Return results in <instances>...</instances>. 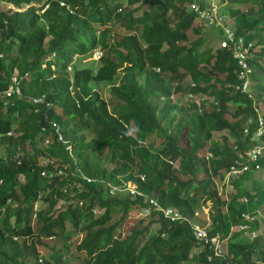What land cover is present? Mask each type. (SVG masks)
<instances>
[{
  "label": "trees",
  "instance_id": "trees-1",
  "mask_svg": "<svg viewBox=\"0 0 264 264\" xmlns=\"http://www.w3.org/2000/svg\"><path fill=\"white\" fill-rule=\"evenodd\" d=\"M228 1L236 33L255 43L252 96L241 88L233 51L222 38L211 45L192 9L200 0H0V264L264 260L263 235L252 237L260 221L244 217L264 208L256 164L232 176L226 198L216 181L239 152L259 143L255 104L264 109V0ZM96 50L102 56L92 67L78 65ZM15 74L20 93L5 94ZM102 85H110L109 98ZM222 131L229 136L216 139ZM117 177L136 181L139 192L111 194L107 182L126 183ZM149 198L189 219L208 208L210 235L227 239L226 256L215 257L207 244L191 258L201 246L191 223L156 210L144 228L117 234ZM53 235L62 244L49 245L42 258L39 247Z\"/></svg>",
  "mask_w": 264,
  "mask_h": 264
},
{
  "label": "built area",
  "instance_id": "built-area-1",
  "mask_svg": "<svg viewBox=\"0 0 264 264\" xmlns=\"http://www.w3.org/2000/svg\"><path fill=\"white\" fill-rule=\"evenodd\" d=\"M204 2V5H202L200 2H194L192 4V9L195 10V12L198 13L199 18L204 20L208 27H212L214 25H225V31L227 34V37L223 39L222 45L229 47L233 53L236 59H238L239 63L242 66L243 72L242 77L245 78V80L242 83V90L251 94L252 96V88H251V80L249 78V73L252 71L250 65H249V59L253 57L252 49L254 48V42L250 41L244 36H239L236 31L229 26L228 19L225 17V15L221 11V6L218 4L216 0H200ZM94 55L97 56V59H99L102 56V52L100 50H96L94 52ZM69 70H71V66H69ZM21 79L19 77H13V85L10 87V89L5 92V94L10 95L13 92L20 93V84ZM240 86V85H239ZM189 97H193L192 94H189ZM35 102H42L43 99H34ZM255 110L258 114V122H259V128L256 131L254 135V139L259 141V143L255 144L250 149H245L242 152L238 153V158H236L231 165L230 169L228 170L227 176H235L240 175L243 172L250 169L251 164H256V168L259 169V160L264 156V142L262 141V137L264 136V116L261 112L260 107L255 104ZM246 133H248V129H246ZM60 140H63V137L60 136ZM47 142H49V139H46ZM44 175H46V172H43ZM86 178V177H85ZM142 179H145L144 176H141ZM91 181L92 179H89ZM132 181V180H131ZM127 184L125 183L120 187V190H124L125 194L127 192H139L138 185L137 189H132L131 187L126 188ZM107 186L110 187V193L113 195H118L119 193L116 192L118 188L117 185H112L111 182H107ZM114 189V190H113ZM82 204V202H81ZM158 211L171 222L176 221H188L192 222V219H189L182 215V213L177 210L176 208L172 206H165L160 204L155 198H149V206L146 207L143 211L144 214L152 213V211ZM147 215V216H150ZM244 217L248 220H254L255 218L252 217L250 214L244 215ZM192 230L194 233V236L196 240L199 242H202L203 244L211 245L213 248L214 256L218 258L225 257L227 254V239L222 238L221 235H216L214 237H211L210 231L211 227L209 226V223L202 225L200 224L195 225L192 224ZM240 229L247 230L248 225H241ZM257 235L256 231L252 232V237H255ZM212 255L209 256V259H212ZM257 264H264V260H257Z\"/></svg>",
  "mask_w": 264,
  "mask_h": 264
},
{
  "label": "rangeland",
  "instance_id": "rangeland-1",
  "mask_svg": "<svg viewBox=\"0 0 264 264\" xmlns=\"http://www.w3.org/2000/svg\"><path fill=\"white\" fill-rule=\"evenodd\" d=\"M218 2V4L221 6V9L222 11L225 13H228V6L229 5V1L228 0H216ZM4 3V2H3ZM1 4L2 6L4 7H9L8 4ZM236 7H239L241 8V4H236ZM225 13V14H226ZM227 15V14H226ZM228 17V24L230 27H232L235 31H236V27L233 23V20L227 15ZM198 23V22H197ZM205 30L204 32L207 33V35L209 36H212L213 37V40L211 38V45L213 47H217V46H220V43L222 41V39L226 38L227 37V34H226V31H225V25H214L212 27H207L205 26L204 27ZM117 31L119 32V34H123L125 31L121 28H117ZM198 37L197 34L195 33H192L191 34V40H194ZM222 38V39H221ZM95 61H97V56L93 55L91 57H87L85 59H80L78 61V65H81V67H85V66H89V67H92L95 63ZM73 68V66H72ZM73 71V69L71 70V72ZM17 75L15 74L13 77H16ZM110 85H102L101 87V92H102V95L105 97V98H109L110 96ZM178 95L174 96V100H177V101H180V99L178 98ZM263 108H264V104H262ZM58 111H61L60 109H58ZM262 113H264V109H261ZM231 118V117H230ZM233 120V118H231ZM223 136H229V131H222V132H218V133H215V138L216 139H222ZM230 142L233 143V139H230ZM158 145H160V143H158ZM200 154H207L206 152H200ZM104 160L105 162L107 163L108 165V159L107 157H104ZM176 166H178V163L176 164ZM111 168V165H108V169ZM54 174L53 173H46V175H48L49 177H52ZM232 178V176H225L224 179H221V178H217L216 181L218 183V188H219V191L220 193H222V196L223 197H228L229 196V183L228 181ZM117 179H121V180H124V178L122 177H117ZM117 179L115 181H117ZM148 179V177H147ZM253 180L254 182L256 183H259L261 180H264V168H259L257 169V171L255 172V174L253 175ZM126 182V188H129L131 187L132 189H137V185L138 183L136 181H131V180H128V181H125ZM253 181H249V182H246L245 185L246 187H250L251 184H252ZM118 188V190L116 192H118L121 196H125V192L124 190H120L119 188L122 187L120 185H117L116 186ZM68 192H70V188L67 189ZM114 190V189H113ZM157 200V199H155ZM102 212L98 209V214ZM147 215H150V213H147ZM144 214V211L141 210L140 212L137 211L135 213H133L132 215L128 216L126 218V220L121 224L120 228H119V231L117 234L119 233H122L123 235H127L131 232V228L133 226L137 227L138 229H142L144 228L146 225H148L150 223V220L151 219H148L149 216H147ZM121 216L120 213H117L114 218L115 220L119 219V217ZM255 219H257L258 221H260V229L257 232V236L259 234H262L263 237H264V208L260 211V213L255 217ZM140 220H142V222H140ZM210 221L209 219V209L208 208H205L204 210H202L201 212L199 211V213L192 219V224H195V225H205L206 223H208ZM160 227V223H156V224H152L151 226V229H150V234H155L158 230V228ZM73 239L74 240H80L81 239V235H76L74 234L73 235ZM196 239V238H195ZM264 240V239H263ZM197 243L201 244V246L199 245H195L191 248L190 250V257L191 258H194V257H197L198 254L204 249L203 246H205V244H203L202 242H199L198 240H196ZM44 242L47 243V246H40V251H41V257L43 258V256H48L51 252L50 250V247L49 245H54L55 243H57L58 245L61 246L62 243H59V241L57 240L56 236L53 235V236H49L48 238H45L44 239ZM71 250L73 251L74 250V246H72ZM42 258H41V261H42ZM257 260V259H256Z\"/></svg>",
  "mask_w": 264,
  "mask_h": 264
},
{
  "label": "clouds",
  "instance_id": "clouds-1",
  "mask_svg": "<svg viewBox=\"0 0 264 264\" xmlns=\"http://www.w3.org/2000/svg\"><path fill=\"white\" fill-rule=\"evenodd\" d=\"M221 11H222V9H221ZM254 47H255V43H254ZM254 49V48H253ZM253 49H252V54H253ZM94 55V54H93ZM253 56H254V54H253ZM101 58V57H100ZM99 58V59H100ZM99 59H97V60H99ZM249 61H250V59H249ZM68 70H69V68H68ZM71 70H72V67H71ZM71 70H69V71H71ZM18 77V76H17ZM251 82H252V80H251ZM189 96V95H188ZM262 112V111H261ZM257 113V112H256ZM263 114V116H264V113H262ZM259 128V127H258ZM258 130V129H257ZM256 130V131H257ZM256 133V132H255ZM255 135V134H254ZM254 138V137H253ZM44 175V174H43ZM255 237H257V235L255 236Z\"/></svg>",
  "mask_w": 264,
  "mask_h": 264
}]
</instances>
